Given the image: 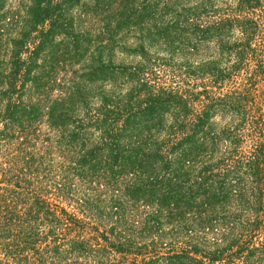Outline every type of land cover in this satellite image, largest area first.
<instances>
[{
    "label": "trees",
    "instance_id": "16d2710c",
    "mask_svg": "<svg viewBox=\"0 0 264 264\" xmlns=\"http://www.w3.org/2000/svg\"><path fill=\"white\" fill-rule=\"evenodd\" d=\"M69 2L0 11V264H264V0L213 11L217 43L240 33L214 83L245 73L241 92L160 88L76 125L41 55Z\"/></svg>",
    "mask_w": 264,
    "mask_h": 264
},
{
    "label": "rangeland",
    "instance_id": "374dc122",
    "mask_svg": "<svg viewBox=\"0 0 264 264\" xmlns=\"http://www.w3.org/2000/svg\"><path fill=\"white\" fill-rule=\"evenodd\" d=\"M239 1L70 0L66 19L72 22V29L56 36L41 54L46 61L52 60L47 65L53 69L58 86L52 98L61 91L64 98L75 101L76 108L70 114L76 125L87 123L84 118L97 112L104 101L113 109L122 110L127 102L145 107V97L151 90L159 95L160 88L175 89L182 95L192 89L193 93L207 89L215 97L241 92L246 85L245 73L214 83L217 72H231L235 65L232 43L240 33L233 30L221 40L222 45L217 43L213 11L227 14ZM14 5L16 0H2L0 11L7 12ZM230 116L226 113L221 119L212 118V124L229 126ZM41 131L53 141L57 139L45 126ZM94 132L87 130L90 145L97 142Z\"/></svg>",
    "mask_w": 264,
    "mask_h": 264
}]
</instances>
